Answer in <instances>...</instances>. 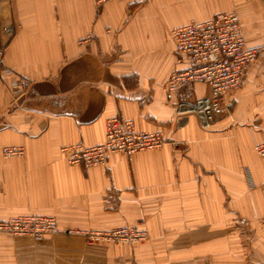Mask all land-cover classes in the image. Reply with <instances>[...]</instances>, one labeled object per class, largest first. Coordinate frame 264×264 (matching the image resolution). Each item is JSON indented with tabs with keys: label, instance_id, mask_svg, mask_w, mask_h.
Instances as JSON below:
<instances>
[{
	"label": "crops",
	"instance_id": "crops-1",
	"mask_svg": "<svg viewBox=\"0 0 264 264\" xmlns=\"http://www.w3.org/2000/svg\"><path fill=\"white\" fill-rule=\"evenodd\" d=\"M237 12L247 44L264 46V0H0L8 72L0 78V221L40 215L61 229L138 227V245L87 246L0 233V264H264V52L226 94L209 130L178 118L167 91L182 70L173 30ZM162 132L160 149L70 165L62 148L105 141L106 121ZM22 156L5 158V147Z\"/></svg>",
	"mask_w": 264,
	"mask_h": 264
},
{
	"label": "built area",
	"instance_id": "built-area-1",
	"mask_svg": "<svg viewBox=\"0 0 264 264\" xmlns=\"http://www.w3.org/2000/svg\"><path fill=\"white\" fill-rule=\"evenodd\" d=\"M112 0H95L104 5ZM12 25L4 24L0 18V35L13 36ZM174 42V53L182 70L173 72L167 79V91L176 94L182 88L201 83L208 87L209 94L194 101H177L174 111L178 118L195 116L203 129L212 127L223 111L226 94L240 89L248 71L261 55V47L249 46L244 37L243 24L238 13H224L208 21H195L175 29L170 34ZM4 47L0 48V62ZM8 72L0 64V78ZM167 143L162 132L138 131L133 121L123 117H112L106 121L105 141L100 145L84 146L76 144L62 148L70 165L83 167L104 166L112 154L133 155L162 148ZM257 152L264 160V142L256 144ZM22 147H5V158L22 156ZM0 233L17 237L43 240L50 235L78 234V229L62 230L56 219L49 216L27 215L0 221ZM90 242L131 239L144 242V229L122 227L115 231L87 233Z\"/></svg>",
	"mask_w": 264,
	"mask_h": 264
},
{
	"label": "rangeland",
	"instance_id": "rangeland-1",
	"mask_svg": "<svg viewBox=\"0 0 264 264\" xmlns=\"http://www.w3.org/2000/svg\"><path fill=\"white\" fill-rule=\"evenodd\" d=\"M258 46L261 47V51L262 52H261V55H260L259 59L254 63V65H253V67L251 69H253L254 66L262 59V55H263V52H264V46L263 45H258ZM205 130H209V129H205ZM263 187H264V185H263ZM122 227H128V226H122ZM122 227H118V228H115V229H109V230L108 229L107 230H102V229L64 228L62 230L78 229V234H75V235H65V234L61 233V234H57V235H50V236H48L46 238H52V237H56V236L67 237V239L68 238H71V239L78 238V239L83 240L84 244L87 245V246H98V245H102V244L103 245L104 244H107V245L111 244V245H128V246H133V245H138V244H141V243H144V242H148V241L151 240V238H150V236H149V234H148L147 231H146L147 232V239L144 242L132 241L131 239L130 240L128 239L127 241L125 239L124 240L123 239H116V240H113V241H105V240H102V241H98V242H95L94 243V242H90L91 239L89 238V236L86 235L87 233H92V232H104L105 233L106 231H115V230H118V229H120ZM128 228L136 229L138 227H128Z\"/></svg>",
	"mask_w": 264,
	"mask_h": 264
},
{
	"label": "bare ground",
	"instance_id": "bare-ground-1",
	"mask_svg": "<svg viewBox=\"0 0 264 264\" xmlns=\"http://www.w3.org/2000/svg\"><path fill=\"white\" fill-rule=\"evenodd\" d=\"M264 161V160H263Z\"/></svg>",
	"mask_w": 264,
	"mask_h": 264
}]
</instances>
